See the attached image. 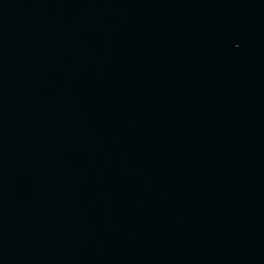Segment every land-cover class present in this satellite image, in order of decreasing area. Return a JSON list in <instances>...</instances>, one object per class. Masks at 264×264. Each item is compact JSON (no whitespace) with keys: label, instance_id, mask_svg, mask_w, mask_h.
Segmentation results:
<instances>
[{"label":"water","instance_id":"obj_1","mask_svg":"<svg viewBox=\"0 0 264 264\" xmlns=\"http://www.w3.org/2000/svg\"><path fill=\"white\" fill-rule=\"evenodd\" d=\"M0 264H264V0H0Z\"/></svg>","mask_w":264,"mask_h":264}]
</instances>
